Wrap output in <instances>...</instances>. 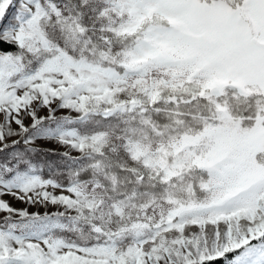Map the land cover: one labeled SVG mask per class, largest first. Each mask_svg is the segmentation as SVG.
Masks as SVG:
<instances>
[{
    "label": "snow or ice",
    "instance_id": "snow-or-ice-1",
    "mask_svg": "<svg viewBox=\"0 0 264 264\" xmlns=\"http://www.w3.org/2000/svg\"><path fill=\"white\" fill-rule=\"evenodd\" d=\"M0 264H264V0H0Z\"/></svg>",
    "mask_w": 264,
    "mask_h": 264
},
{
    "label": "rangeland",
    "instance_id": "rangeland-1",
    "mask_svg": "<svg viewBox=\"0 0 264 264\" xmlns=\"http://www.w3.org/2000/svg\"><path fill=\"white\" fill-rule=\"evenodd\" d=\"M13 206H15V207H23V205L17 204L15 201H13Z\"/></svg>",
    "mask_w": 264,
    "mask_h": 264
}]
</instances>
